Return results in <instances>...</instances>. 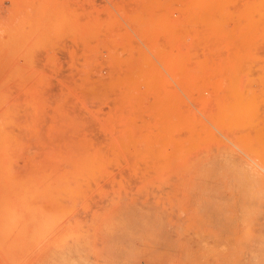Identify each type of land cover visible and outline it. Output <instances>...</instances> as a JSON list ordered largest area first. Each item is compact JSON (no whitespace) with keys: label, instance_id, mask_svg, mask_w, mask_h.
Listing matches in <instances>:
<instances>
[{"label":"rangeland","instance_id":"obj_1","mask_svg":"<svg viewBox=\"0 0 264 264\" xmlns=\"http://www.w3.org/2000/svg\"><path fill=\"white\" fill-rule=\"evenodd\" d=\"M0 264H264V0H0Z\"/></svg>","mask_w":264,"mask_h":264},{"label":"bare ground","instance_id":"obj_2","mask_svg":"<svg viewBox=\"0 0 264 264\" xmlns=\"http://www.w3.org/2000/svg\"><path fill=\"white\" fill-rule=\"evenodd\" d=\"M77 161V160H76ZM78 162H79V160H78ZM77 166H78V164H77ZM56 179V178H55ZM37 184V183H36ZM58 184H61V182L60 183H58ZM58 184H56V185H58ZM38 186V185H37ZM54 187H55V185H54ZM54 190H55V188H54ZM62 192V191H61ZM54 193H55V191H54ZM58 193V192H57Z\"/></svg>","mask_w":264,"mask_h":264}]
</instances>
